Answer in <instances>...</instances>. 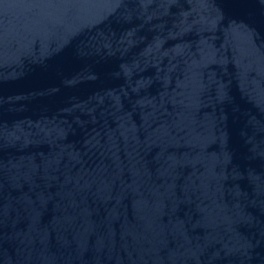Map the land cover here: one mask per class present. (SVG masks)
Returning a JSON list of instances; mask_svg holds the SVG:
<instances>
[{
    "label": "water",
    "instance_id": "obj_1",
    "mask_svg": "<svg viewBox=\"0 0 264 264\" xmlns=\"http://www.w3.org/2000/svg\"><path fill=\"white\" fill-rule=\"evenodd\" d=\"M0 264H264V0H0Z\"/></svg>",
    "mask_w": 264,
    "mask_h": 264
}]
</instances>
